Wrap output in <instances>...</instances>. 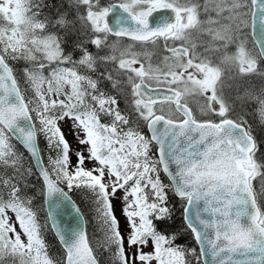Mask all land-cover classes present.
Here are the masks:
<instances>
[{"label":"snow or ice","instance_id":"1","mask_svg":"<svg viewBox=\"0 0 264 264\" xmlns=\"http://www.w3.org/2000/svg\"><path fill=\"white\" fill-rule=\"evenodd\" d=\"M0 264H264V0H0Z\"/></svg>","mask_w":264,"mask_h":264},{"label":"water","instance_id":"2","mask_svg":"<svg viewBox=\"0 0 264 264\" xmlns=\"http://www.w3.org/2000/svg\"><path fill=\"white\" fill-rule=\"evenodd\" d=\"M252 33L256 37L260 36V26H259V18L258 17H257L256 25H255L254 29H252ZM57 211L59 212L60 218L63 219L65 224L74 223V219H73L72 215L70 214L69 209H63L62 208V209H59Z\"/></svg>","mask_w":264,"mask_h":264}]
</instances>
